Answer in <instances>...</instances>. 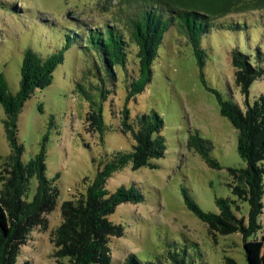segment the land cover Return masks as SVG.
<instances>
[{
  "label": "rangeland",
  "instance_id": "374dc122",
  "mask_svg": "<svg viewBox=\"0 0 264 264\" xmlns=\"http://www.w3.org/2000/svg\"><path fill=\"white\" fill-rule=\"evenodd\" d=\"M129 1L0 0V75H5L13 93L20 88L27 48L44 56L65 49L53 82L37 89L19 115L17 136L24 145L22 159L27 162L40 152L47 137L46 174L59 188V198L56 208L46 215V227L33 229L16 264H55L62 204L85 194L100 164L134 144L120 128L125 107L133 118L152 110L164 118L167 151L153 161L155 167L134 170L129 163L106 183L111 193L120 186H135L143 194L141 201L121 203L109 216L124 229L122 236L111 238L112 264H126L130 254L140 264H231L229 259L235 264H264V195L262 229L250 239H244L240 232L211 233L188 208L184 196L186 190L203 210L214 213L219 212L217 198L237 199L228 168L247 164L238 151V132L221 114L215 91L245 107L246 97L235 81L233 52L249 55L255 65L264 68V9L236 11L210 21V30L202 36L206 51L203 68L178 22H172L153 62L150 82L144 91L128 98L130 83L139 75L138 47L130 39L128 22L137 4ZM174 1L188 4L192 0ZM213 1L217 10L226 9L223 0ZM216 9L208 8L212 11L208 14ZM236 24L241 27L233 29ZM108 25L116 26L129 43L126 67L117 65L111 70L91 42L94 29ZM263 93L264 72L252 83L249 102L254 103ZM92 102L103 103V141L100 133L87 130L86 115ZM5 117L0 103L3 157L11 153ZM191 137L202 140L221 168L210 165L189 145ZM239 205L236 214L247 218L249 204L239 201Z\"/></svg>",
  "mask_w": 264,
  "mask_h": 264
},
{
  "label": "trees",
  "instance_id": "16d2710c",
  "mask_svg": "<svg viewBox=\"0 0 264 264\" xmlns=\"http://www.w3.org/2000/svg\"><path fill=\"white\" fill-rule=\"evenodd\" d=\"M130 1L137 4L128 22L130 39L138 47L139 75L130 83L128 98L144 91L150 82L153 62L172 22H178L193 48L198 64L203 68L206 51L202 47V36L210 30V21L236 11L264 9V0H223L226 9L220 11L215 8L213 0H192L188 4H177L174 0ZM211 7L216 12L208 14L212 12L207 10ZM231 27L239 29L241 25ZM94 32L91 42L99 50L105 64L111 70L117 65L126 67L129 43L120 30L108 25L105 29L96 27ZM67 38L70 42L71 36ZM64 54L65 49H60L44 56L27 48L17 93L11 91L5 75H0V103L6 115L3 123L11 146L9 155L0 156V264L17 263L22 246L28 242L33 229L46 227V215L57 206L59 188L46 174L47 137L43 138L40 152L25 162L22 159L24 145L19 143L17 134L19 115L25 103L37 89L53 82L54 72L63 62ZM233 63L236 84L246 97L245 107L224 99L219 92L214 91L221 114L228 118L238 132V151L247 164L244 168H228L234 180L230 187L237 199L217 198L219 212L214 213L203 210L186 190L184 196L188 208L208 225L211 233L240 232L244 239H250L262 229L264 93L254 103H250L248 97L252 83L263 75L264 68L255 65L249 55L239 50L233 52ZM113 76L116 77L115 74ZM78 88L89 97L82 84H78ZM106 93H102V96L105 97ZM93 104H96V108ZM102 109V102H92L86 123L87 130L93 134L100 133L103 141L106 123ZM120 125L121 131L129 134L134 144L130 150H119L113 159L100 164L85 194H80L76 201L62 204L63 222L56 233L55 264H112L111 238L122 236L124 229L122 225L111 221L109 216L121 203L141 201L143 194L135 186H120L111 193L106 183L115 172L129 163L134 170L145 166L153 168L156 166L153 161L166 154L167 141L163 135L165 121L155 110L133 118L131 110L125 107L121 111ZM189 145L198 150L210 165L221 168L220 163L203 147L200 138L191 137ZM239 201L249 204L247 218L236 214L240 210ZM229 262L235 264L231 259ZM132 263L140 264L134 254H130L126 261V264ZM23 264L30 262L25 261Z\"/></svg>",
  "mask_w": 264,
  "mask_h": 264
}]
</instances>
